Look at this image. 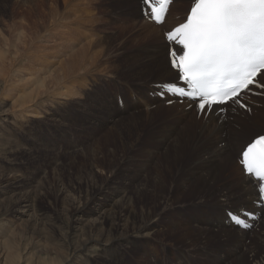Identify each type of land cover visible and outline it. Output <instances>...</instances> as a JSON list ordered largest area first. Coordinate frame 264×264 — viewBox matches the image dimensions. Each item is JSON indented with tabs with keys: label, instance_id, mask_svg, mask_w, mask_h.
<instances>
[{
	"label": "rangeland",
	"instance_id": "1",
	"mask_svg": "<svg viewBox=\"0 0 264 264\" xmlns=\"http://www.w3.org/2000/svg\"><path fill=\"white\" fill-rule=\"evenodd\" d=\"M136 1L0 0V176H6L10 181H13L11 180L13 177H19L22 182H19L14 189L11 184L4 186L0 192V250L5 251V256L0 257V264H62L67 253L73 247H77L85 235H88L84 224H75L74 230H68L67 233V225L72 223L70 214L89 198L91 201L88 207H92L98 195L97 189L103 186L106 180L110 181L113 191L120 192L126 187L132 195L131 203L116 205L110 212L111 216L117 217L123 214L120 223H138L141 218L148 219L155 223L156 227L151 234V241H148L150 253H139L140 251L137 253L131 250V253H125L120 264H154V261L155 264H170L173 254L157 252L164 244L183 248L206 246L215 250L220 249L221 243H225L224 247L230 244L232 239L229 237H238L236 232L229 234L226 230L211 231L213 232L211 233L208 229L204 230L200 227L196 229L195 225L185 220L189 210L192 212L205 210L207 214L218 210L216 200L213 201L216 192L210 190L211 187L204 186L199 180L200 183L190 189L187 187L178 189L177 186L181 183V177L200 168V165L192 167L194 162L191 161L203 152L206 145L213 146L217 150L219 138L230 137L232 127L237 128L242 135L264 132L262 120L264 94L257 95L255 91L261 88L251 86L238 98L239 103L231 102L220 108L225 119L223 122L213 120L208 123L215 127L216 131L209 143L205 141L208 144L203 143L199 135L200 122L194 123L191 119L196 111V104L188 103L186 99L177 100L175 96L163 97L162 90L149 92L146 85L153 77L148 80L144 77L147 73L138 74L139 68L134 66V62L129 57L120 55L126 52L132 53L128 51L130 50L128 47L126 49L120 47V42L124 40L125 35H130L137 29H132L133 25H129L128 15H119V4L132 3L134 11L141 16L140 19L135 18L136 21L143 25L146 20L150 22L144 15L141 0ZM190 3L187 1L183 3L184 6L182 3L178 4L181 7L179 13L170 10L171 21H182ZM122 7L123 13H126L128 9L124 5ZM165 29L167 28L164 26L157 29L161 40ZM135 43L136 41L132 44ZM140 61L136 59L135 65ZM71 75L81 77L70 80ZM112 78L117 79L118 83H114ZM258 78L259 81L264 82V75ZM61 79H65L62 83L64 88L58 89L57 87L60 86L57 85V80L61 82ZM125 80L128 84L124 83ZM172 82L178 83L176 79ZM159 85L163 84L159 83ZM92 86L93 90H91ZM82 91L85 94L94 91L98 98V104L95 106H102L110 111L117 110V104L121 109L122 105L118 103V98L122 100L126 94L129 97L130 109L122 113L121 117H125L123 126L109 129L111 126L95 127L92 123V127H89L85 116H91L92 114L89 113L93 112V108L85 115L84 112L76 110L80 104L77 105L73 99V92L75 95ZM105 94H111L110 100L103 96ZM142 94L150 99L157 97L158 100L146 107L140 99ZM249 98H256V104H249ZM61 100L63 103H59ZM89 104L92 106L90 102ZM171 106L175 107L172 109L177 110L175 117L180 121V129L176 131L180 136L178 143L181 142L182 148L184 143L187 144L188 152L181 154L180 146L170 143L162 150L161 155L158 154L153 158V160L160 158L162 164L169 162L171 164V161L177 158L173 160L175 165L171 164L169 170L164 169V180L155 187L156 161L153 164L152 159L151 162L140 158L141 154L149 150H143L144 153L139 154L140 143L136 142V136L142 130V126L137 127V123L145 126L142 139L146 140L147 137L150 138L145 136V133L149 132V126L163 125L165 128L172 126L173 120L168 119L171 110H164L161 115L157 111L155 115L159 114V116L152 117L153 119L147 122L149 125H146L150 115H153L157 109ZM241 111L243 114L240 115ZM253 112L255 114H252ZM57 114L61 116L60 124L57 122ZM165 116L168 121L164 120ZM230 117L237 118L234 126L230 122ZM120 136L123 138L119 139ZM75 147L78 150L75 151ZM232 148L233 146L230 145L227 151ZM158 151L152 150L151 153ZM203 157L206 155L204 154ZM238 159V153H234L233 161L239 166ZM144 163L149 164H145L146 167ZM170 172L175 175L172 183L168 179ZM218 178L220 185L223 182L220 173ZM142 185L145 188L137 190ZM64 186H67L68 190L64 189ZM154 188L155 190H152ZM93 193H96L95 197L92 196ZM15 194L17 196L27 194L26 197L31 195L34 206L30 211L25 214L19 213L18 207L12 213L5 210L7 197L11 196L14 201L19 200L14 197ZM113 197L117 198V196ZM201 199L203 201L199 202ZM196 201L199 203L197 204ZM182 204L186 206L180 208ZM229 209L234 211L235 208ZM224 211L225 209L221 210L222 213ZM85 213L79 212L77 217ZM89 216L93 219L97 214ZM180 219L187 223L184 224ZM262 225L263 222L259 226ZM240 234H243L246 243L239 249L243 248L247 254L243 255L244 260L232 264L240 262L264 264L260 257L264 256V247L254 243L257 237L251 233ZM219 235L224 236L226 240L220 238L218 242H214L213 240ZM6 239L9 241L8 247L12 241L14 242L12 245L14 244L15 247L11 245L10 251L7 250V246L3 248ZM91 245L88 247L89 250L98 253L102 251L97 244ZM6 251L12 252L11 257L10 253L8 258L6 257ZM191 256L199 255L195 253ZM199 257H196L197 261ZM254 257L256 262L253 261ZM209 259H211L209 264H219L216 257L210 255ZM231 259L232 257H229V260ZM111 262L110 264H117ZM228 262L231 264L233 261ZM97 264H108L105 262V256L97 257Z\"/></svg>",
	"mask_w": 264,
	"mask_h": 264
},
{
	"label": "bare ground",
	"instance_id": "2",
	"mask_svg": "<svg viewBox=\"0 0 264 264\" xmlns=\"http://www.w3.org/2000/svg\"><path fill=\"white\" fill-rule=\"evenodd\" d=\"M178 1H181L182 5L184 6L183 3H186L187 1H189V3H190V1H192V0H173V3L170 5V10L173 11L174 13H179L181 11L180 10L181 7L178 5L181 3H179ZM141 4L143 5L142 0H141ZM123 5L128 9V11L126 13H123V7H122ZM132 6H133L132 3H130V2H125V4L124 3L119 4V9H120L119 15H128V20L130 21L129 25H133L132 29H134V28L137 29V31L131 33L130 35H128V34L125 35L124 40H122L120 42V47L123 46L125 49L128 47L130 49L128 51H130L132 53H128L125 51L126 53H123V54L121 53L120 55H122L124 57H129V59L134 62V66L139 68L137 70L138 74L141 73V75H144L145 73H147V76L144 75V77H146V79H148V80L151 79V77H153V79H151L150 82L146 85L149 88V92L152 93V92L157 91V90H162V86L159 85V83L165 84L167 82H172L175 79L177 80V73L174 69H172L170 67V64H169L168 43L166 42L164 36H163L162 40L159 38V33H158L157 29L164 26L165 28H167V29H165V31H166V30L170 29L171 27L179 24L180 22H172L171 19L169 18V13H168V16H167V18L163 24L157 25L156 23H154L152 21L147 22V20L144 22V25L139 24L135 18L140 19L141 16H140V14H138V12L134 11V8H132ZM132 10H133V12H132ZM17 26H18V24H17ZM17 34H19V33H17ZM23 37H24V35H23ZM35 39H37V37ZM134 41H136V43L132 44ZM102 43L103 42H100V44H102ZM79 52L81 53L80 49H79ZM74 53L72 55H74ZM164 55H165V57H164ZM136 59L138 61L141 60L137 64L138 66L135 65ZM66 71H68L70 73L69 70H66ZM45 73H47V72H45ZM48 73H49V71H48ZM45 75L49 76V74H45ZM80 77H79V75H75L73 77L71 75L70 80L80 78ZM63 78H65V77H63ZM61 80H62L61 82H60V80L59 81L57 80V85L60 86V87H57L58 89L64 88V87H62V83L65 81V79H61ZM112 80L114 83H118L117 79L112 78ZM258 80H259V78H258ZM124 83L128 84V81L125 80ZM91 90H93V86L91 87ZM46 93H48V92H46ZM58 93H60V92H58ZM70 93H69V96H70ZM74 93L75 92H73V96H74L73 99L75 100L77 105L80 104L76 108L77 111H82L86 115L88 113V110H92V108H93V112L89 113V114H92L91 116H88V115L85 116L84 115L85 121L87 124H89V127H92V123L95 124V127L104 128V127H110L111 126L109 129H114V128H117L118 126L119 127L123 126V123L125 121L124 120L125 117H121V116H123L122 113L124 111L130 109L129 97L126 94L124 95L125 98L122 99L123 101L120 98H118V103H120V105H122L121 109L118 107V104H117V107H116L117 110L110 111V110H105L102 106H95L98 104V98L96 97V93L94 91L89 92L88 94H85V92H83V91H82V93L77 92L75 95H74ZM255 93L257 95H263L264 94V88H261L260 90H256ZM84 95H86V96H84ZM69 96H67V98ZM103 96L106 98L108 97L107 99L110 100L111 94H105ZM167 96L174 97V95H172L171 93L163 94V97H167ZM87 97H89V99H87ZM24 99H25V97H24ZM32 99H34V98H32ZM59 99H61V98H59ZM140 99H142V101L146 105V107H148L149 104L158 100L157 97L150 99L145 94H142L140 96ZM176 99L179 100L177 97H176ZM255 99L256 98H249L248 103L249 104H256ZM24 101L25 100H23V102ZM186 101L188 103H194L188 99ZM34 102H35V100H34ZM89 102L92 104V106L89 104ZM59 103H63V101L61 100V102H59ZM230 103L231 102H229L227 105H229ZM227 105H224V106H227ZM222 107L223 106H213V108L208 109L204 112H200V110L197 107L196 111H194V114L192 115L191 119H192V121H194V123L200 122L201 127L199 130V135L201 136L202 141H204L203 143H205V144H208L210 142L212 135L216 131V128L213 126H210L208 123L212 122L213 120H219V121L223 122L225 119L224 115L222 116V113L220 112L221 111L220 108H222ZM172 108H175V107L171 106V107H166V108H160V109H157L153 115H150V117L146 121V125L148 124L147 122L149 120L153 119L152 117L157 118L159 116V114L155 115L157 111H159V113L161 115L162 111L171 110V112L168 115V119L173 120V124H172V126H169V128H165L163 125H161L160 127H152V126L150 127L149 126L148 127V128H150L149 132L145 133V136H149L150 138L147 137L146 140L142 139L144 132L146 130L145 126L143 127L142 124L137 123V127L142 126V130L140 132H138V134L136 136V142L140 143L139 154L144 153L143 150H149V151L145 152L143 155L141 154V156H140L141 159H143L145 161H150L151 159L153 160V158H155L158 154L161 155L162 150L167 145H169L170 143L178 144L180 146L179 151L181 154H185V152H188L187 151V144L185 145V143H184V147L182 148L181 142H180V144L178 143L180 136H179V133L176 131H179V129H180V121L177 117H175V112L177 110L172 109ZM3 112H5V111H3ZM64 114H65V112H64ZM77 114H79V113H77ZM239 114L241 115V114H243V112L241 111ZM252 114H255V113L253 112ZM56 116H57V122H59L61 120V116H59L58 114ZM75 118H76V116H75ZM121 118H123V119H121ZM52 119H54V118H52ZM134 119H137V118L134 117ZM168 119L166 116L164 117L165 121H168ZM262 120L264 121V118H262ZM230 122L234 126L235 122H237V118L236 117H230ZM58 124H60V122ZM85 128H88V127H85ZM231 132L232 133L230 134V137L219 138V145L217 147V150L213 146H210V145H206L205 148L203 147L204 148L203 152L199 156H196L191 161V162H194L192 164V167H196V166L200 165V168L193 171V173L190 172V173L186 174L185 176L181 177L180 178L181 183L178 184L177 188L178 189H184L185 187H187L188 189H190L194 185H196L197 183H200V182H198V180L201 181L204 186L211 187L210 190H213L216 192V196L214 197L213 201L215 202V200H216L218 210L215 211L214 213H211V214H207V212H205V210H200V211L194 210V212H192V210H189L187 212V218L185 217V220H188L190 223L195 225L196 229H199L197 227H200V228H203L204 230L208 229V231L210 230V232L211 231L223 232L224 230H226L227 233H229V234H233L234 232H236L237 233L236 235L238 237L237 238L234 236L229 237L232 239L230 244H227V245H225L226 247H224L225 243L224 244L221 243L219 246L220 249L214 248L215 250H213V249L211 250V249L207 248L206 246H202V247L196 246V247L183 248L181 246L180 247L179 246L178 247H176V246L171 247L169 245L164 244L162 249L157 250V252L159 253L160 251H162V252H166L169 254L170 253L173 254V258L170 260V264H209L208 262H211V259H209L210 255L213 258L216 257V259L219 261V264H227L228 261H230V262L233 261V262H231V264H232L234 262L244 260L243 255H246L247 252H245L243 250V248L239 249V247L240 246L243 247L246 242L243 239V237H244L243 234H240V233H251V234H253L254 236L257 237V240L254 243H256L258 246L264 247V236H263L264 235V206L262 205V203L257 202L256 191L253 187V183L249 182L250 178L242 172L241 165L238 166L233 161V154L234 153H238V155H239L240 151L242 150V148L244 147V145L247 142H249L251 139L255 138L259 134H264V132H261V133L252 132L251 134H248V135H242V133L239 132L237 130V128H235V127L231 128ZM121 137L122 136H120L119 139ZM205 141H207L208 143ZM75 145L78 146V144H75ZM230 145H232L233 148L230 151H227V148ZM234 147H235V149H234ZM74 150L76 151V150H78V148L75 147ZM152 150H154V151L159 150V151L155 152V153H151ZM167 150L169 151V149H167ZM150 154H151V156H150ZM204 154L206 155V157H203ZM175 159H177V158H174L173 160H175ZM178 159H181V158H178ZM152 160H151V162H152ZM173 160L171 161V164L175 165L176 163L174 164ZM221 160H223V161L221 162ZM154 162H155V167H156L157 179H159V180H157V179L154 180L155 181L154 185L156 187L157 184H159L161 181L164 180V169L169 170L171 167V164H170V162H169V164L168 163L162 164L160 158L158 160H157V158L155 160H153V164H154ZM145 164L147 165L149 163H144V166H146ZM197 173H200V174H197ZM219 173L223 179V182L220 185H219L220 181L218 178ZM174 176L175 175L173 173L169 174L168 179H169V181H171V183H172V178ZM0 179H2V180H0V192L4 186H8L9 184H11V185H13V189H14V187L19 185L18 183L21 182L19 180V177L18 178H14V177L11 178V180H13V181H10V179L7 178L6 176H4V177L0 176ZM151 185H153V184H151ZM112 187H116V186L112 185ZM63 188L68 190L67 186H64ZM144 188L145 187L142 185V186L138 187L137 190L144 189ZM58 190H60V189H58ZM152 190H155V188ZM169 190H170V188H169ZM120 192H117L116 190L113 191L111 189L110 181L106 180L105 184L103 186H100L99 189H97L96 193L98 195H97V198L94 199V202L92 203V207H88L89 201H91L90 200L91 198H89L86 202H83L78 207H76L75 211L70 214V220L72 218V223H68L67 233H68V230L69 231L74 230L73 227H75V224H84V225H86V227H85L86 231L85 232H87L88 235H85L82 238L80 244L77 247H73L72 250L67 253V255L65 256V260H63L61 262L62 264H68V263L69 264H97V257L99 258V256H105V262L108 264H110L111 261H113L114 263L120 264L123 261V257L125 255V253L130 252L131 250H133L134 252L137 251V253L139 251H140L139 253H144V254L150 253L149 252L150 249L148 248L149 247L148 241H151V238H152L151 234L153 231L156 230L155 223H152L150 220L143 219V218H141L138 221V223H120V219L123 218V214H119L117 217L111 216V214H110L111 210H113L116 205H118V204H126L127 205V204L131 203L132 195L129 194L126 187H123V189H121ZM96 193H93L92 196L95 197ZM26 195L27 194H22L21 196H17V194H15L14 197H17L19 199L17 201H14L11 198V196L7 197L5 199V201H6V207H5L6 209L5 210L8 211L9 213H12V212H15V208L18 207L19 213L25 214L26 212L30 211V208L32 206H34V202L31 200V198H32L31 195H29L27 197H26ZM113 196H117V198L114 199ZM201 201H203V200L201 199L199 202H201ZM199 202L196 201L197 204ZM196 205L194 207H196ZM185 206H186V204H182L179 207L181 208V207H185ZM101 207H105V208H101ZM231 207L235 208L234 211L229 209ZM222 209H225L224 213L221 212ZM79 212L80 213L86 212V213L84 215H82L81 217L79 216V218H78L77 216L79 215L78 214ZM204 212L207 215H205ZM230 213H236L238 215H241V218L245 220V223L248 225H251V227L250 228H244V229L239 228L236 225V223L230 218V215H229ZM248 213H251V215H248ZM90 214H97V217L91 219L89 216ZM83 216H87V217L89 216V217L85 219V218H82ZM102 221L107 222V223H100ZM181 221L184 224L187 223L184 220H181ZM199 221H203L205 223H194V222H199ZM79 222H83V223H79ZM261 222H263V225L259 226L261 224ZM102 226L103 227L105 226V228H102ZM249 229H251L252 231H249ZM203 232H206V231H203ZM211 233H213V232H211ZM239 234H240V236H239ZM220 238H223L224 241L226 240L224 238V236L219 235V237L213 241L218 242ZM7 240L8 239H6V241L3 242V245L6 243L3 246V248L5 246L8 247L9 244L7 245V242H9V241H7ZM12 243H14V242L12 241ZM12 243H11V245H12ZM93 243L97 244L100 247V249L102 250V251H100V253L89 250L88 247ZM11 245L7 248L8 251H10V249L14 246V244L12 245V247H11ZM208 246H209V244H208ZM86 248H88V250H85ZM2 250H0V257L1 258L5 256V251L4 250L2 251ZM224 250H225V252H224ZM6 253H7V251H6ZM9 253H7L8 255L6 254V257L9 256ZM11 253H10V257L12 255ZM195 253L198 254L200 257L199 256H191L192 254H195ZM248 255H250V254H248ZM133 256H136V255H133ZM155 257L157 258V256H155ZM196 257H199V261L196 260ZM229 257H232V259L229 260ZM260 257L262 258V260L264 262V256H260ZM11 259L9 258V260H11ZM41 259L40 260L38 259V260L42 261ZM192 260H195V262H193ZM39 261H38V263H39ZM98 261H99V259H98ZM253 261L256 262V257L253 258ZM7 262H9V261H7ZM51 263H52V261H51ZM155 263L156 262L154 261V264ZM39 264H43V263H39ZM228 264H230V263L228 262ZM237 264H243V263L240 262Z\"/></svg>",
	"mask_w": 264,
	"mask_h": 264
},
{
	"label": "snow or ice",
	"instance_id": "3",
	"mask_svg": "<svg viewBox=\"0 0 264 264\" xmlns=\"http://www.w3.org/2000/svg\"><path fill=\"white\" fill-rule=\"evenodd\" d=\"M145 15L163 24L173 0H142ZM168 58L180 83L162 85L191 100L200 112L229 102L239 103L250 86L264 88V0H192L183 23L166 33ZM242 172L253 183L257 202L264 204V134L247 142L239 153ZM250 228L241 215L230 213ZM251 215V213H248Z\"/></svg>",
	"mask_w": 264,
	"mask_h": 264
}]
</instances>
